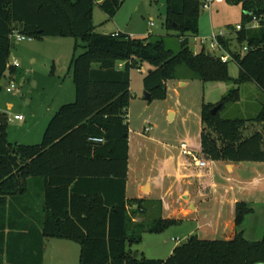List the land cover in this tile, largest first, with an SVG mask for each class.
Here are the masks:
<instances>
[{"label": "trees", "instance_id": "16d2710c", "mask_svg": "<svg viewBox=\"0 0 264 264\" xmlns=\"http://www.w3.org/2000/svg\"><path fill=\"white\" fill-rule=\"evenodd\" d=\"M95 1L0 0V83L7 70L15 68H8L14 30L36 39L72 36L76 38L75 51L83 49L72 60L76 98L61 105L51 117L40 143L10 142L8 119L0 112L2 214L9 212L11 200L26 195L36 180L42 183L43 239L79 243V264H264V236L259 241L244 236L243 222L253 209L243 201L235 205L234 238L211 240L193 235L166 259L134 257L132 247L141 242L143 233H162L177 221L158 218L149 227L143 222L135 224L126 197L132 69L150 64L143 84L152 99L166 97L167 83L179 76L181 67L204 83L240 86L253 82L264 92V0H239L243 25L236 40L240 46L246 43V51L241 47L235 52L230 39L221 40L240 69L237 78L230 75L229 63L215 55L209 57L204 47L195 52L189 44L199 32L202 0H167L165 25L168 31H176V50L168 47L163 37L152 40L93 31ZM124 1L102 0L99 6L112 19ZM255 18L259 26L246 29ZM239 96L237 87L217 104L202 103L200 143L204 158L264 162V131L245 133L249 123L264 125V108L250 119L220 115ZM217 105L221 108L213 114ZM137 203L140 210L142 203ZM5 224L0 220V233ZM15 243L13 237L6 240L0 234V264H8L6 258L10 261L9 251ZM38 252L35 260L43 264L44 244Z\"/></svg>", "mask_w": 264, "mask_h": 264}, {"label": "rangeland", "instance_id": "374dc122", "mask_svg": "<svg viewBox=\"0 0 264 264\" xmlns=\"http://www.w3.org/2000/svg\"><path fill=\"white\" fill-rule=\"evenodd\" d=\"M205 3L207 0H202ZM96 0L92 10L93 31L111 33L119 28L128 34H140L154 40L160 37L166 39L168 47L176 50L179 40L175 37L176 31H168L165 25L167 13V0H125L113 19H109L102 11ZM202 15L199 20L197 36L190 38V46L195 52L202 49L201 38H208L212 33L223 31L226 38L232 41V48L241 46L236 37L237 25H243L242 8L239 0H212L210 7L202 6ZM116 22V23H115ZM153 23V25L151 24ZM258 26L257 21L246 24V29ZM76 38L72 36H45L42 39L17 41L11 37V54L9 64L14 59L19 66L13 71L7 70L0 83V112L8 119V138L10 142L16 141L36 144L40 143L44 131L51 117L61 105L71 103L76 98V89L72 78V60L74 55L83 51H75ZM210 42L205 44L208 49ZM221 51H216L218 57ZM150 64L144 63L147 70ZM189 70L181 67L178 77L167 83V95L163 99H145L144 74L137 68L132 70V105L129 109V129L131 147L130 185H134L135 177L141 173L138 154L144 144V135H152L155 131L167 132V140L183 139L189 133L192 139L198 135L200 112L202 103L217 104L230 91L240 87L238 101L227 104L220 111L223 118H254L264 108V92L253 82L236 85L233 82L204 83L198 78L188 76ZM229 73L237 78L240 73L234 61L229 62ZM187 81V86H181L180 81ZM15 85L9 91L5 82ZM13 107L9 108L8 104ZM178 111L174 121L170 122L168 109ZM191 112V114H190ZM188 115L185 122V116ZM15 115H22L24 120L14 119ZM168 115V116H167ZM156 125V126H154ZM153 126L151 132L146 133L145 127ZM261 126L249 123L245 133L250 134L253 129ZM162 136V135H161ZM176 136V137H174ZM198 142V140H197ZM181 145V144H180ZM179 145V146H180ZM130 187L129 195H133ZM253 211L246 215L243 222L244 236L259 241L264 236V203L253 202L249 205ZM174 228V229H171ZM186 225L182 227L171 226L162 233L145 232L140 243L133 245V253L138 251L140 257L153 259H166L171 253L168 249L183 243L187 239ZM246 234V235H245ZM205 234H202V237ZM174 237V238H173ZM179 237L180 241H175ZM154 238H160L161 246L156 245ZM169 253V254H168ZM80 245L71 240L48 238L46 243V264H79Z\"/></svg>", "mask_w": 264, "mask_h": 264}, {"label": "crops", "instance_id": "0c3cea01", "mask_svg": "<svg viewBox=\"0 0 264 264\" xmlns=\"http://www.w3.org/2000/svg\"><path fill=\"white\" fill-rule=\"evenodd\" d=\"M118 32L126 33L119 28L111 34ZM103 33L110 34L106 31ZM129 35L137 38L148 37L133 33ZM143 67L144 64L139 70L144 74V79L151 66L147 70ZM132 81L131 71V90ZM7 82L4 84H7ZM180 83L181 86L188 85L187 81L184 80H181ZM144 90L146 91L145 88ZM133 100L131 99L128 108L127 121ZM8 107L12 108L13 104H8ZM177 113L178 111L174 108L168 109L170 122L175 120ZM188 115L187 113L184 118L185 122ZM199 123L198 135L195 139H192L187 132L185 138L178 139L174 136L176 138L170 142L166 139L167 132L155 131L152 135H144L143 148L140 149L137 160L141 166V173L135 177L134 185H130L132 167L129 129L126 183L127 209L135 224L143 222L149 227L158 218L174 219L177 223L173 226L179 228L186 225L188 227L186 230L187 239L197 235L202 239L230 240L236 234V203L241 201L249 205L253 202L264 203V162H228L204 158L201 154L200 143L203 129L201 112ZM251 124L261 126L253 129V131H264L263 124ZM147 128H151L146 131V133H150L153 126L145 127V130ZM182 142H187L192 149L200 152L199 157L206 160L207 166L199 167L190 156L183 155L179 146ZM16 143L26 144L19 141H16ZM131 186L134 192L133 195H129ZM41 189V181L33 180L26 195L11 200L10 216L9 212L2 214L0 210V220L6 222V227L0 234L4 235L6 240L8 236L16 239V247L13 251H9L11 262L6 258L8 264H38L35 258L39 257L38 251L41 244H44L43 264H46L48 238L43 239L42 237L43 195ZM138 201L142 203L140 210H138ZM202 234H205L206 237H202ZM245 238L254 241L247 235ZM154 241L159 246H161V243L167 244V242L161 241L160 238H154ZM180 244L175 245V247ZM175 247L169 248L168 252L172 254ZM138 255L140 256L139 252Z\"/></svg>", "mask_w": 264, "mask_h": 264}, {"label": "built area", "instance_id": "2783aa9c", "mask_svg": "<svg viewBox=\"0 0 264 264\" xmlns=\"http://www.w3.org/2000/svg\"><path fill=\"white\" fill-rule=\"evenodd\" d=\"M216 2H221L222 0H215ZM212 0H207L203 5L205 8H209L210 4H211ZM254 21L258 20L255 18ZM153 25V23H151ZM258 26H259V22H258ZM257 26V27H258ZM256 26L251 27V29H255L257 28ZM237 31H240L242 29L241 25H237L236 27ZM15 37L17 41H23V40H31L32 37L26 36L24 34H22L20 32V30H14L11 34L10 37ZM226 34L221 31L219 33H212L210 37L208 38H201V44L202 46L205 48V44L209 41L210 42V46L208 49L206 50H211L213 55H215L216 51H221V54L218 56V58L224 62V63H229L230 61H233V55L231 54V52L226 48V46L224 45V43L221 40H226ZM235 52H237V49H233ZM247 50V47L245 48L244 51ZM243 51V52H244ZM19 66V61L17 59L13 60L12 64L8 63V68L9 67H18ZM6 88L11 91L13 88H15V85L12 84L11 82H7ZM14 119L16 120H23L24 117L22 115H17L14 117ZM151 128H147L146 131H149ZM97 141H101V139H96ZM180 149L183 155L186 156H190L193 161L195 162V164L199 167H206L207 166V162L204 159H201L199 157V153L196 150L192 149L189 144L187 142H182L180 145ZM176 241H180L179 239H175Z\"/></svg>", "mask_w": 264, "mask_h": 264}, {"label": "water", "instance_id": "95a60500", "mask_svg": "<svg viewBox=\"0 0 264 264\" xmlns=\"http://www.w3.org/2000/svg\"><path fill=\"white\" fill-rule=\"evenodd\" d=\"M22 26H23V25H21V27H22ZM207 55H208L209 57H212V56H213L212 51H211V50H207ZM6 85H7V84H5V86H6ZM145 99L151 101L152 98H151L149 92H146V93H145ZM220 108H221V105H217V106H215V107L212 109V113H213V114H216ZM137 256H138V252L136 251V252H134V257H137Z\"/></svg>", "mask_w": 264, "mask_h": 264}]
</instances>
